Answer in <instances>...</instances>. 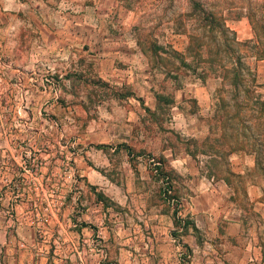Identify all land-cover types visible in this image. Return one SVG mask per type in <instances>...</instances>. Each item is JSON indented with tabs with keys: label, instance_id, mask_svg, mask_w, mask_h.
<instances>
[{
	"label": "rangeland",
	"instance_id": "374dc122",
	"mask_svg": "<svg viewBox=\"0 0 264 264\" xmlns=\"http://www.w3.org/2000/svg\"><path fill=\"white\" fill-rule=\"evenodd\" d=\"M109 1L115 5L106 18L128 21L123 25L128 42L114 57L82 58L66 69L63 80L52 72L60 86L54 99L40 89L33 63L39 36L34 22L53 20L65 10L75 14L81 2L88 3L84 16L90 18L92 0H0V262L21 249L43 256L46 264H264V239L255 240L257 251L247 259L202 215L217 193L224 197L220 204L229 199L246 209L249 183L258 184L264 200V150L261 168L248 149L216 151L248 133V106L231 105V85L212 73L216 61L185 54L190 66L172 58L163 67L155 60L167 56L166 49H151L156 42L184 51L186 33L194 26L185 14L188 0L101 4ZM202 1L222 16L238 41L231 44L234 52L248 67L237 96L252 89L264 98V60L243 42L252 37L246 11L261 0ZM223 58L228 66V57ZM157 93L170 101L156 98ZM219 95L227 100V112L238 113L236 129L223 139ZM111 99H133L141 107V123L133 130L142 133L129 144L91 137V128L103 119L119 128L121 116L107 104ZM145 134L151 137L145 140ZM86 149H101L107 160L95 165L84 156ZM149 156L159 162L156 172ZM240 162L245 169L237 173L233 168ZM80 163L93 166L96 176L89 178ZM161 174L167 175L177 207L162 195ZM221 178L224 182L217 181ZM153 205L168 211L171 222L169 235L148 241L131 227Z\"/></svg>",
	"mask_w": 264,
	"mask_h": 264
},
{
	"label": "crops",
	"instance_id": "0c3cea01",
	"mask_svg": "<svg viewBox=\"0 0 264 264\" xmlns=\"http://www.w3.org/2000/svg\"><path fill=\"white\" fill-rule=\"evenodd\" d=\"M101 1L92 0L91 9L93 12L90 18L84 16L88 3L81 2L79 11L75 14L65 10L53 20L40 19L34 22L39 36L35 41L36 53L34 57L36 60L33 63L37 65L38 72L48 70L63 80L67 72L66 69L69 70L73 65L79 64L82 58L87 60L103 59L107 55L114 57L117 52H120L119 45L124 41L128 42L123 30L124 23L128 24V21L117 18L107 19L106 15L111 14V6L113 7L115 4L109 1V4L102 5ZM109 74L116 75L115 70H111ZM107 104L121 116L118 118L119 128L110 126L113 123L117 125L116 122L103 119L97 123V126L91 128V133L94 134L91 137L97 138L99 141L103 139L105 142L108 140L119 141L122 145H126L128 143L126 141L131 143L133 140L131 137L136 138L137 132L142 133L141 130L137 132L133 130V125L141 123V107L133 99L123 100L122 103L111 99ZM99 123L102 125L100 124V126ZM104 123H109V126ZM145 133L147 134V132ZM146 134L142 135L145 136V140L151 137ZM83 153L87 159H93L95 165L98 162H104L105 158L107 160L101 149H95V151L86 149L83 150ZM237 157L240 160L242 158L240 154ZM79 161L81 160L79 159ZM79 168L89 178L96 176L94 173L96 169L87 163L85 165L80 163ZM244 169L245 165L242 162L236 169L233 168L237 173H241ZM219 180L223 181L222 178L217 179V181ZM100 181L102 182V178ZM246 193L244 204L247 212L245 208L237 206L234 200L228 199L224 205L220 204L219 198L223 195L220 196L217 193V199L211 198L207 202L208 208L202 215L213 221L212 223H215L217 229L220 227L217 233L223 237V241L227 238L233 247L239 248L243 252V257H246L247 254L246 258L249 259L257 251L258 246H256L255 240L264 239V200L257 183L256 185L249 183ZM152 209L150 212H145L144 217L137 215V221L131 227L135 236L138 237L145 233L148 241L157 238L160 234L162 238L169 235L168 229L171 222L168 211L160 210L156 205H153ZM205 229L204 227L203 230ZM7 250L9 249L7 248ZM43 258V256L34 257L30 251L19 249L14 255H8L7 261H2L0 264H46L42 260Z\"/></svg>",
	"mask_w": 264,
	"mask_h": 264
},
{
	"label": "trees",
	"instance_id": "16d2710c",
	"mask_svg": "<svg viewBox=\"0 0 264 264\" xmlns=\"http://www.w3.org/2000/svg\"><path fill=\"white\" fill-rule=\"evenodd\" d=\"M254 5L255 7L253 6L252 10L249 9L246 11L252 29V37L243 42L248 44V47L258 55L259 58L264 60V0L255 2ZM185 14L187 18L192 21L194 26L186 33L187 39L184 45V51L179 52L171 47L166 48L159 43L152 42L151 49L154 53H156L157 49H166L165 53L168 54L167 56H160L158 54L155 62H160L161 66L165 67V61H171L172 58H176L180 64L190 66V64L185 61V54L202 60H209L211 64L216 61L218 68H215L214 65L211 66L213 69L212 73L220 77L221 81H227L231 85L232 88L229 90L231 92L229 96V99L232 101L231 105L235 107L248 106L249 108L247 113V120L249 121L248 133L243 134V140H238L239 142L236 143L237 136H235L232 140L233 144H228L226 150L216 151L225 154L237 147L248 149L249 152L253 154L255 166L261 168L259 156L264 150V132H258L257 128L259 127L260 130H264V98H261L259 94L252 89H246L247 93L242 98L237 96V90L235 88L240 82L243 72L249 71L247 65L241 60L240 54L234 52L231 46L232 43H238V41L233 36V32L224 24L222 16L217 14L212 8L207 7L202 0H188ZM229 34L230 37L228 36ZM201 48H203L206 56H202ZM225 50H227V52ZM224 56L228 57V66L224 63ZM165 72L169 73V70L165 68ZM199 75L202 76L201 73H199ZM130 94L133 95L132 92H130ZM155 97L164 99L167 102L170 101V98L166 95L157 93ZM137 99L141 102L139 97ZM217 99L221 109H223V118H221L220 121V136L223 139L231 136V131L236 129L234 127V118L238 113L236 110L231 113L227 112L225 108L227 100L224 96L219 95ZM142 107L145 111H149L148 106ZM227 121L229 122L226 123ZM228 124L231 127L229 132L226 130ZM203 139L208 140V137L205 136Z\"/></svg>",
	"mask_w": 264,
	"mask_h": 264
},
{
	"label": "built area",
	"instance_id": "2783aa9c",
	"mask_svg": "<svg viewBox=\"0 0 264 264\" xmlns=\"http://www.w3.org/2000/svg\"><path fill=\"white\" fill-rule=\"evenodd\" d=\"M37 77L40 82V88L42 90H48L51 93L52 98H57L59 95L60 86L57 78L52 74V72H49L48 70L38 72ZM70 153H73V150H71ZM148 160L153 166V171L156 172L159 162L155 160L153 156H149ZM160 180L162 195L165 198L166 202L172 207H177L179 205V200L170 195V186L167 180V175L161 174Z\"/></svg>",
	"mask_w": 264,
	"mask_h": 264
}]
</instances>
